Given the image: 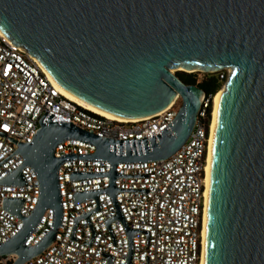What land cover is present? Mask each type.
Here are the masks:
<instances>
[{
  "label": "water",
  "instance_id": "1",
  "mask_svg": "<svg viewBox=\"0 0 264 264\" xmlns=\"http://www.w3.org/2000/svg\"><path fill=\"white\" fill-rule=\"evenodd\" d=\"M0 32L36 57L62 90L122 118L148 116L180 97L170 128L133 152L127 142L111 151L113 140L71 123L41 122L33 141L16 149L22 166L36 173L39 198L27 216L19 213L21 199L4 200L22 227L0 244V256L15 253L12 264H23L53 239L61 215L59 142L90 141L96 149L88 157L112 166L166 158L181 147L204 92L171 72L180 66L230 69L208 157L203 264H264V0H0ZM20 168L1 183L23 184ZM89 195L94 192L75 198ZM46 209L53 212L52 228L25 246Z\"/></svg>",
  "mask_w": 264,
  "mask_h": 264
},
{
  "label": "built area",
  "instance_id": "2",
  "mask_svg": "<svg viewBox=\"0 0 264 264\" xmlns=\"http://www.w3.org/2000/svg\"><path fill=\"white\" fill-rule=\"evenodd\" d=\"M225 78L224 74L218 75ZM213 95L201 97L193 128L179 149L162 159L120 161L90 158L96 147L67 138L54 148L64 157L56 177L61 215L53 239L23 264H201L207 147ZM180 97L148 116L108 119L64 96L39 61L0 34V244L22 227L4 206L22 200L19 213L29 215L40 194L36 173L17 152L18 143L33 141L40 123H71L113 140L116 151L127 142L143 146L173 124ZM20 168L23 184L1 183ZM114 170L115 175L109 172ZM74 172L85 174L74 178ZM113 185V193L108 188ZM94 192L76 200L75 194ZM53 212L46 209L29 232L25 246L50 231ZM15 253L0 256L12 264Z\"/></svg>",
  "mask_w": 264,
  "mask_h": 264
},
{
  "label": "bare ground",
  "instance_id": "3",
  "mask_svg": "<svg viewBox=\"0 0 264 264\" xmlns=\"http://www.w3.org/2000/svg\"><path fill=\"white\" fill-rule=\"evenodd\" d=\"M0 34H2L0 32ZM3 35V34H2ZM5 36V35H3ZM40 63V62H39ZM41 65V64H40ZM42 66V65H41ZM43 70L48 74L49 78L51 79V81L57 86V88L59 89V91L66 96L67 98H69L70 100L76 102L77 104L87 108L88 110H91L97 114H100L108 119H112V120H117V121H128L129 119L126 118H122L120 116H117L115 114L103 111L95 106H92L72 95H70L69 93L65 92L64 90H62L54 81L53 77L50 75V73L46 70V68L44 66H42ZM175 70L180 71V70H185L183 68H181L180 66H177L175 68H171V72H174ZM196 69H192V70H185V71H193ZM223 92V88L219 89L213 97V104H212V111H211V121H210V131H209V139H208V147H207V165H206V176H205V192H204V196H205V200H204V217H203V228H202V260H201V264H203V248H204V220H205V209H206V203H207V198H208V157H209V153H210V146H211V139H212V135H213V124H214V114H215V110L217 107V102H218V96L220 93Z\"/></svg>",
  "mask_w": 264,
  "mask_h": 264
},
{
  "label": "trees",
  "instance_id": "4",
  "mask_svg": "<svg viewBox=\"0 0 264 264\" xmlns=\"http://www.w3.org/2000/svg\"><path fill=\"white\" fill-rule=\"evenodd\" d=\"M175 74L184 83L197 85L204 92L205 95H214L218 91L222 82V79H219L218 76L214 73H207L200 80H197L193 72L176 71ZM209 111L210 107L208 108V113Z\"/></svg>",
  "mask_w": 264,
  "mask_h": 264
},
{
  "label": "rangeland",
  "instance_id": "5",
  "mask_svg": "<svg viewBox=\"0 0 264 264\" xmlns=\"http://www.w3.org/2000/svg\"><path fill=\"white\" fill-rule=\"evenodd\" d=\"M176 71L177 70H175L174 73ZM180 71H182V70H180ZM229 71H230V69H228V68H222V69H216V70H212V71H207V70L203 71L201 69H196V70H193V71H184V72H193V74L196 76L197 80H200L201 78H203L207 73H214L217 76L220 75V74H224L225 78L222 79L221 85L219 87V89H222L224 84H225V82H226V80H227V78H228ZM213 97H214V95H213ZM212 104H213V98H212V103H211V107H210L211 111H212ZM210 115H211V113H210Z\"/></svg>",
  "mask_w": 264,
  "mask_h": 264
}]
</instances>
